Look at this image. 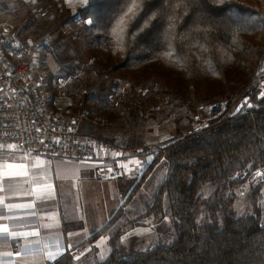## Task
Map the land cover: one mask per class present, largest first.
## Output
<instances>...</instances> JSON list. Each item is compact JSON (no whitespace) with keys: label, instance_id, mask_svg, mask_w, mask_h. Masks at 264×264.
I'll return each instance as SVG.
<instances>
[{"label":"trees","instance_id":"trees-1","mask_svg":"<svg viewBox=\"0 0 264 264\" xmlns=\"http://www.w3.org/2000/svg\"><path fill=\"white\" fill-rule=\"evenodd\" d=\"M91 5L86 0L69 9L53 29L43 24L34 42L52 36L45 45L57 49V66L67 76L77 75L75 68L97 74L91 86L78 75L76 91L67 92L81 98L75 104L87 114L82 133L125 147L155 146L143 154L151 158L136 187L162 157L168 162L148 211H164L168 203L177 241L134 258L113 247L109 259L97 262L70 248L49 264H264V98L257 95L264 0H95L94 12ZM28 14L38 15L31 7ZM113 16L124 20L119 28L116 21L110 26ZM141 18L142 28L133 32ZM99 98L102 108L110 103L108 120L95 108ZM218 103L225 106L213 116ZM167 122L174 130L166 139L148 141ZM242 199L246 209L239 213ZM123 200L88 243L132 225L131 200Z\"/></svg>","mask_w":264,"mask_h":264},{"label":"crops","instance_id":"crops-1","mask_svg":"<svg viewBox=\"0 0 264 264\" xmlns=\"http://www.w3.org/2000/svg\"><path fill=\"white\" fill-rule=\"evenodd\" d=\"M150 158L138 160L141 174ZM99 167L90 161L0 150V229L8 230L0 231V264H49L78 247L82 255L89 253L88 262L111 255L113 246L101 247V237L95 244L87 241L96 228L91 210L97 212L95 223L103 226L119 204L117 180L101 179ZM104 194L107 204L102 203Z\"/></svg>","mask_w":264,"mask_h":264},{"label":"built area","instance_id":"built-area-1","mask_svg":"<svg viewBox=\"0 0 264 264\" xmlns=\"http://www.w3.org/2000/svg\"><path fill=\"white\" fill-rule=\"evenodd\" d=\"M32 54V48L10 27L0 25V150L90 161L100 165L99 176L108 181L140 176L143 165L133 162L145 160L144 152L155 146L125 147L80 132V123L87 114L65 113L45 90L46 72L39 62L31 60ZM257 74V95L264 98V51ZM224 106L216 104L212 115Z\"/></svg>","mask_w":264,"mask_h":264},{"label":"rangeland","instance_id":"rangeland-1","mask_svg":"<svg viewBox=\"0 0 264 264\" xmlns=\"http://www.w3.org/2000/svg\"><path fill=\"white\" fill-rule=\"evenodd\" d=\"M2 2L4 5L0 8V25L10 27L18 36L20 35L19 33H21V36L19 37L22 38L33 50L31 60L33 59L39 62L46 72V80L44 82L45 90L49 91L53 96L55 95L56 98H54L60 103L61 107H63L65 113L69 114L77 112L80 108L79 106L77 107L76 104H78V101L81 98L72 99L67 92L76 91V84L80 76L84 78L83 86H91V83L96 80L95 76L97 74L95 72L92 74L90 68H75V71L73 72L77 75L67 76V71L63 70L65 68H59L57 66L56 56L54 55V53L58 52L57 49L52 52L49 51L46 46L47 43L52 44V36H48L46 33L41 39L36 42L34 41L42 35L43 24L48 25L53 29L56 24L63 21L65 13H67L69 9L72 12H75L80 6L86 3V0H64L58 8H54L53 5L56 0H24L23 4L19 3L18 0H2ZM29 7L37 12L38 15L35 16L36 18L28 14ZM262 13L264 14V7ZM70 33L74 37L76 35V29H72ZM140 76L142 75L140 74ZM60 81L67 82L65 88L62 89L59 84ZM121 84L123 86L121 91L126 92L129 89V83L122 80ZM151 86L153 85L151 84L150 87ZM84 90L85 88H83V91ZM145 92V94L150 93V91L147 90H145ZM68 98L70 99V101H68L70 105L65 108L67 105L65 101ZM97 102H99V104L97 103L95 105L96 110L108 120L110 114L108 109H111V106L109 105L110 103H107L106 108H102L101 104H103V102H101L100 98L97 99ZM82 123L83 121L80 123V132H82ZM171 130H174V127L170 122H167L164 125L155 128L154 133L149 135L148 141L155 143L166 139ZM167 171L168 162L162 157L160 163L156 166V169L152 173L148 172L146 174L141 186L136 187L138 182L143 179L141 176L142 174L138 177L133 178L128 176L124 179L115 181L117 182L119 189V204L114 207L113 202L112 207L114 208H112V212H115L118 207L122 205L124 198L125 200H131L130 206L132 208H130V210L135 217L132 219V225L125 226V224H123L122 226H119L121 229L116 228L109 233V236L116 238L111 240L109 236H102L100 239L101 247H111L112 245L114 249H117L118 255L127 258H134L159 246H172L176 243L177 238L171 234L173 219L167 214L168 203L165 201L164 211H161L160 209H153L151 212L148 211V208L152 207L156 201L159 187L165 180ZM247 188H245L244 192ZM107 199L108 196L104 194L102 203L104 202L107 204ZM237 209L239 213L245 212L246 201L244 199L237 203ZM91 211L94 213L92 221L94 222V225H96L94 230L95 233L96 230L102 226L95 223L98 220L95 216V213L97 214L96 210L92 209ZM144 213L145 215L141 217L139 216ZM104 238H108L109 240L105 242L103 240ZM125 238H127L128 241H123ZM109 257L110 254L101 260H107ZM84 263L89 264L88 262Z\"/></svg>","mask_w":264,"mask_h":264},{"label":"snow or ice","instance_id":"snow-or-ice-1","mask_svg":"<svg viewBox=\"0 0 264 264\" xmlns=\"http://www.w3.org/2000/svg\"><path fill=\"white\" fill-rule=\"evenodd\" d=\"M122 2H123V0H122ZM94 5H95V0H93V5L89 6V10H90V11H93V12H94ZM128 11H131V9H128ZM143 19H144V18H141V21H139V22H137V23L135 24V26H134V28H133V32H135V31H139V30L142 28V22H143ZM112 21H116V27H117V28H119L120 25H122V24L124 23V20H123L122 18H120L119 20H117V18H116L115 16H113V17L110 18V26H111V22H112ZM88 23H89V24H92L93 21H92V20H89ZM132 34H133V33L130 32V33H129V36H131ZM133 163H139V162H138V161H134ZM7 167H11V165H8ZM2 203H3V201L0 200V204H2ZM9 207H12V206H9ZM0 231H2V232H7L8 230H7V228H3V229H0ZM14 235H15V234H14Z\"/></svg>","mask_w":264,"mask_h":264}]
</instances>
